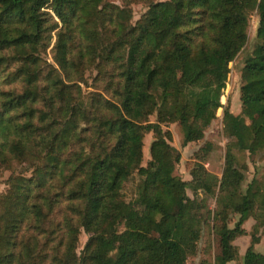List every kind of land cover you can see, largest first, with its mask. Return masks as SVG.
I'll use <instances>...</instances> for the list:
<instances>
[{
    "label": "trees",
    "instance_id": "trees-1",
    "mask_svg": "<svg viewBox=\"0 0 264 264\" xmlns=\"http://www.w3.org/2000/svg\"><path fill=\"white\" fill-rule=\"evenodd\" d=\"M253 9L255 44L242 67L239 112L223 107L221 113L228 138L221 174L200 162L206 143L190 179L182 180L172 173L179 153L162 126L176 122L181 145L202 138L221 106L228 63L246 41ZM129 19L128 9L105 0H0V85L8 86L0 88V167L30 165L28 176L8 177L0 196V264H40L36 235L52 233L41 225L60 202L74 219L63 217V252L52 254L55 264H184L196 250L203 209L211 214L218 252L200 264L234 261L232 241L246 234L242 264H264L252 249L264 232V183L252 178L242 189L232 152L264 149V0L149 1L133 24ZM52 32V59L64 80L78 72L71 71L74 63L96 61L115 101L97 94L81 108L79 87L40 59ZM144 132L152 140L141 166ZM134 172L136 195L125 202L121 189ZM198 192L215 197L214 210ZM231 213L238 217L229 227ZM246 215L253 220L249 231L242 227ZM25 224L35 232L31 243L17 239ZM79 228L89 236L76 257Z\"/></svg>",
    "mask_w": 264,
    "mask_h": 264
},
{
    "label": "rangeland",
    "instance_id": "rangeland-1",
    "mask_svg": "<svg viewBox=\"0 0 264 264\" xmlns=\"http://www.w3.org/2000/svg\"><path fill=\"white\" fill-rule=\"evenodd\" d=\"M149 1L157 0H105L106 3L114 4L120 8L128 9L130 13V19L128 20V23L130 24H133L146 10ZM256 25L257 14L255 9H253L249 11L247 15L246 41L239 52L236 54V56L233 58V60L228 63V73L225 79L224 87L220 91L221 94L219 96V102L221 106L216 109L214 118L203 130L202 138L197 141L188 142L185 145H181L182 134L179 125L176 122H172L162 126V129L168 130L170 132L171 139L169 143L179 153V159L175 163L172 173L182 180L190 179V169L193 167V163L199 159L198 157H196V154L201 155L202 152L199 149L206 143H209V148L207 149L200 162L203 164L205 170L209 173L214 174L217 177H219L221 174L225 145L228 142V138L224 135L222 130V108L227 107L228 110L233 114L239 112V86L243 81V79L241 78V72L244 65V59L247 55L250 54L255 44ZM53 41L54 35L52 32L51 39L48 45L39 53L42 64H48L55 68L56 73L61 75V79L65 83H72L73 85H77L79 87V97L76 99V101H78L81 108L87 110L89 104H91V99L93 97L95 98L97 94L102 98H109L115 101V99L112 97V92L109 91L108 87L105 86L104 79L97 75V70L95 67L96 61L88 63L85 62L81 66H77V63H74V67L71 69V71L73 69H76L78 72H76L75 75L73 74L72 80H64L62 73L57 69V66L52 59L51 47ZM149 69L150 66H147V70ZM15 86H18V84H16ZM0 88L8 89V86L1 84ZM37 108L43 107L41 106V104H38ZM147 121H155V113L149 115L147 117ZM83 137L89 139V135H84ZM151 140L152 133L144 132L141 139V166H146L149 160L148 147ZM232 152L236 158V166L241 168L244 176L241 182L242 189L252 178L256 179L260 183H264V149L249 153L248 151H240L236 148H232ZM29 170L30 165L28 162H14L12 163L11 169L0 167V196L3 195L7 190L8 177L10 175L15 176L21 174L28 176ZM138 182L139 176L134 172L123 183L121 196L125 202L132 201L134 199ZM185 191L189 197H192V193L188 189H186ZM198 196L203 198L206 209H209L210 211L215 209L216 205L214 202V196H203L201 193H199ZM52 212V214H50L43 220V223L41 225V230L52 228V233L40 232L39 235H36L37 237H39L36 244V256L39 257V259L41 256H44L41 259L40 264H55L52 262V254L57 253V255L60 256L63 252V246L59 245L58 243L59 239H61L63 234L65 233L63 217L71 216V220L73 221L74 219V215H72L70 213V210L66 208L64 202L58 203V205L53 209ZM201 212L204 216V220L200 225V236L196 242V250L192 255H189L186 258L184 264H200L201 260H209L210 262H212L214 255L218 252L217 236L212 230L211 214L206 217L205 209H203ZM237 217V214L231 213L229 215L227 225L231 227L236 221ZM251 225L249 226L248 231L250 230ZM117 230H122L121 224L117 226ZM33 234H35V232H32L25 224L22 225L21 229L19 230L17 239L21 242L31 243V237L33 236ZM261 234L262 232L258 231V235L260 236ZM88 236L89 234L84 232L81 228L78 229L73 250L76 257L81 255L82 248ZM233 263L242 264V252L239 253V256L237 255L234 261L228 262L227 264Z\"/></svg>",
    "mask_w": 264,
    "mask_h": 264
},
{
    "label": "crops",
    "instance_id": "crops-1",
    "mask_svg": "<svg viewBox=\"0 0 264 264\" xmlns=\"http://www.w3.org/2000/svg\"><path fill=\"white\" fill-rule=\"evenodd\" d=\"M251 224H252V220L250 216L249 215L244 216L242 227L244 228L245 231H248L249 226ZM232 243L237 247V255L239 256L240 252H242L243 255L246 247L250 243V237L247 234L241 235L236 237L232 241ZM252 249L257 253L264 255V232H262V234L258 237V239L254 243H252Z\"/></svg>",
    "mask_w": 264,
    "mask_h": 264
}]
</instances>
